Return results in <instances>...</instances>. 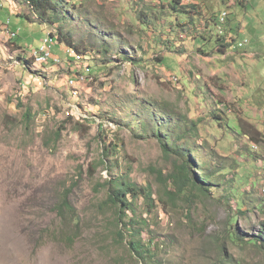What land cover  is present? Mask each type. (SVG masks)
Returning <instances> with one entry per match:
<instances>
[{
    "label": "rangeland",
    "instance_id": "obj_1",
    "mask_svg": "<svg viewBox=\"0 0 264 264\" xmlns=\"http://www.w3.org/2000/svg\"><path fill=\"white\" fill-rule=\"evenodd\" d=\"M74 1L88 17L77 15L73 1L66 0L63 26L74 32L79 48L89 50L81 49V54L58 46L57 39L46 50H53L56 61L48 65L46 59L38 62L42 52L35 50L45 47L48 35L56 36L62 26L39 24L24 0H0V264H141L129 238L117 242L119 211L105 202L118 181L151 187L156 199L173 192L166 179L178 161L163 154L155 130L144 131L164 104L185 115L188 123L196 121L200 134L210 133L219 147L220 158L211 157L210 146L206 154L197 151L200 170L207 159L210 167L226 169L220 189L207 197L193 198L187 190L174 201L167 197L165 204H155L152 213L143 199L136 200L135 212H126V220L133 218L141 229L134 240L149 242L142 217L154 231L161 258L178 263L196 261L201 252L214 261L233 222L245 234L241 237L258 236L264 206L259 213L241 216L236 191L245 194L257 184L250 197L245 194L248 207L251 199L264 197V169L256 163L257 158L264 160V140L253 149L241 135L238 118L264 126V106L259 107L264 104V0H194L192 5L201 6L202 12L195 23L184 15L173 21L161 3L149 4V20L141 21L128 0ZM2 5L10 15L3 14ZM224 11L230 12L232 28L224 27L222 36H236L237 41L225 55L215 51L216 44L203 54L200 49L212 33L222 31L224 19L218 15L227 16ZM20 14L32 16L35 23L28 21L27 28L1 20L12 17L17 24ZM12 30L26 40L25 49L12 39ZM115 37L121 39L119 45ZM245 39L249 44L238 48ZM195 86L201 87V96L208 93V109L225 103L219 107L229 115L224 125V116L214 120L206 107L202 111L204 107L196 106L203 102L194 97ZM27 110L34 117L28 124L23 117ZM112 144L119 145L118 153L105 159V148ZM192 170L199 174L197 167ZM230 195L236 196L228 203ZM66 199L75 208V224L65 222L70 212L62 219L56 209ZM227 257L233 264H264L261 249L250 244L228 241Z\"/></svg>",
    "mask_w": 264,
    "mask_h": 264
},
{
    "label": "trees",
    "instance_id": "obj_2",
    "mask_svg": "<svg viewBox=\"0 0 264 264\" xmlns=\"http://www.w3.org/2000/svg\"><path fill=\"white\" fill-rule=\"evenodd\" d=\"M26 3L29 4V7L36 16V20L39 24L42 26L47 27H58V24L61 22V19L59 17V9L64 4V0H25ZM129 4L133 7L136 12L139 13V19L141 21H148L150 12V8L153 7V2L148 0H128ZM161 8L166 9L169 11V17L173 21H177L182 15L187 16L189 21L192 23H195L199 20L201 12V6L199 5H192L196 4L194 0L187 4L184 0H160ZM235 4L233 1L228 2V4ZM187 4V5H184ZM128 5V3H127ZM192 5V6H189ZM243 5V1L241 3ZM129 6V5H128ZM2 9H5L2 7ZM6 12L3 14L10 15L9 10L5 9ZM65 11V8L63 9ZM61 13V14H66ZM226 12L227 16H224L222 13L218 15V18L224 19L222 26V33L220 32V35H215V33H212V39L209 43H204V48L200 49V52L208 53V51H211L212 44L218 45L217 49L215 50L220 55H225L227 53L226 50L232 46V44L236 43L237 37L224 35L223 28L225 27V30H231L229 28H232V21L230 18V12ZM0 16L2 17V13L0 12ZM16 20L17 24H14L13 18H5L1 19L5 21V24H11V25H26L30 26L31 23H35L32 16H26V15H17ZM15 22V23H16ZM90 24V21H88ZM218 26V24H217ZM237 28H241V24L237 26ZM22 29V28H20ZM218 29V28H217ZM233 30V29H232ZM22 32V31H21ZM20 32V33H21ZM12 39L15 40L17 38L20 49H25L26 40L22 38V35L19 34L18 31H13ZM242 34V33H241ZM74 32L70 33L69 30H67L64 26L59 27L58 34L55 36L52 34L51 38L53 39V42L58 39V46H65L68 48H73L76 52L82 53L81 49L89 50V47H83L80 48L75 44L74 42ZM91 38L93 36L91 35ZM210 40V38H209ZM247 40V39H245ZM244 40H239V42ZM42 44V43H41ZM215 45V46H216ZM58 49V48H57ZM241 49V48H240ZM36 52L40 51V48L35 50ZM71 51V49L69 50ZM51 52L53 54V50L51 49ZM93 52H96L95 49ZM85 53V52H83ZM108 53V50H107ZM46 55V53H44ZM22 61L27 63L29 61V65L33 64V60H27L26 58H22ZM34 60L36 61L35 57ZM82 60V59H79ZM56 62L53 59L48 60V65L51 63ZM109 60H105V63L108 65ZM26 66V65H24ZM27 67V66H26ZM201 88V87H200ZM202 98L205 100H202L203 107H206V112L212 113L211 108H207V104L209 101L208 93H205L202 95ZM221 103L223 101L221 100ZM263 103H260V108H262ZM178 112V111H177ZM176 110L171 107L169 104H164L163 107L159 108L158 113H152L151 116V122H147L144 125V131L149 133L150 131H156V135H158L160 140V145L162 147L163 154L166 157H174L178 161V166L176 167L175 171L170 174L166 180L170 181L173 186V192H165L164 194H160L159 198L154 197V192L151 187H142V188H136L132 184H126L125 182L120 183L118 181L116 184H114V187L111 189V192L109 194L108 200L105 202L106 205H112L119 211V223H118V231L114 232L116 235L117 242L125 243L129 238V245L130 250L132 253L135 254V256L138 257L141 264H191L189 262H173L169 260H165L164 258H161L159 253H156L155 249L151 247H145L142 242L139 240H134V237L136 234H139L141 232V229L137 228V222L132 218L129 220L127 219L126 212L131 211L132 213L136 210V204L135 201L139 199H143L147 208L149 209V212L152 213L154 209L155 204H165V198H169L171 201H174L176 197H182L187 192H192L193 198H204L207 197L210 193H212L209 190V186L217 187L220 185L219 181L217 180V177L219 173H222L225 168H222V166H214L212 164L211 168L207 167L205 168V172L202 174V180L198 177L197 174H193L192 167H197L195 161L197 159V151H200L202 153H205L207 150L208 145L212 147L211 150V157L216 158L222 157L219 155V147L214 144L210 140H208L209 134L207 133L202 136V131L200 130V127L198 124L191 120V122L186 121V116L183 114L177 113ZM215 119H219L220 116H218L216 113L213 114ZM24 120L27 122V124L30 122L31 119H33L32 112L30 110H27L24 113ZM240 120V127H241V135L244 137V139H248L250 143L257 144L261 143L264 140V126H259L258 124L254 123L253 121H250L238 116ZM252 120V119H251ZM155 125H150V124ZM264 124V122H263ZM164 131V132H162ZM163 133V136H160L159 134ZM201 132V134H200ZM60 136V134H58ZM173 137L175 139V142H182L185 146L184 148L176 147L173 142ZM207 141H205L206 139ZM204 141L205 144H200L199 141ZM218 143V141H217ZM216 143V144H217ZM119 145H110V147L105 148V154L104 158L110 159L114 153H118ZM246 151L251 156L253 151L251 146H246ZM258 159V158H257ZM256 159V160H257ZM104 161V160H103ZM115 164H118L119 162H114ZM234 185V183L232 184ZM233 188V186H232ZM238 198L244 201L243 203V210L246 209L247 201L245 198V194L250 197L254 192L252 190H246L245 194L240 192V190L236 191ZM69 192L67 193V195ZM236 195H230L229 197H226L227 201H231L232 197ZM128 197H131L128 198ZM133 199V200H132ZM252 204L258 205L260 204L257 209H260V206H264V197H259L257 200L251 199ZM56 209L59 213L60 218L65 219L66 215L70 212L71 218L68 221V223L75 224L73 222L76 221L77 215L75 214V208L70 204V202L66 199L62 201L59 205L56 206ZM247 211V210H245ZM125 217V218H124ZM140 222L145 224L146 227H148L147 221L144 220L142 217H140ZM236 222L231 223V230L228 231L227 237L224 239V245L221 248L222 251L227 250V242L230 241V243L238 245V246H245V245H254L261 249V251L264 254V222L260 225L259 235L253 236L252 239L247 240L245 237H241V235L245 236V234H242L240 230L235 226ZM152 233V232H151ZM260 241L262 243H260ZM249 243V244H247ZM204 257L207 260L206 264H229L227 259L221 260L218 262V260L215 258V260H211L212 258L209 255H204Z\"/></svg>",
    "mask_w": 264,
    "mask_h": 264
},
{
    "label": "clouds",
    "instance_id": "obj_3",
    "mask_svg": "<svg viewBox=\"0 0 264 264\" xmlns=\"http://www.w3.org/2000/svg\"><path fill=\"white\" fill-rule=\"evenodd\" d=\"M25 1V0H24ZM70 1H73V3L74 4H72V7H73V9H76V11H77V15H79V16H81L83 19L84 18H87L88 17V12L87 11H81V9H80V11H79V6H78V4L74 1V0H70ZM182 1V0H181ZM151 2H153V4H157V3H160V0H155V1H151ZM28 4V3H27ZM68 2H66V0H64V4H63V6H61V9L62 8H65V9H68L69 7H68ZM29 5V4H28ZM2 7H3V5H2ZM34 15V14H33ZM61 15L62 14H59V17H60V19H61V22L58 24V26H63L64 25V23H63V20H64V18H62L61 17ZM63 17H67V16H64L63 15ZM17 21H18V19H17ZM17 23V22H16ZM4 25H11L10 23L9 24H5L4 23ZM12 26V25H11ZM13 31V30H12ZM14 34V33H13ZM51 36H52V34L50 33L49 35H48V38H51ZM12 37V36H11ZM115 40H117V44H115V45H119L120 43H121V39L119 38V37H115ZM245 44L247 45V44H249V41L248 40H245ZM246 55H247V53H246ZM200 91H201V88L199 87L198 88V86H195L194 87V91H193V95H194V97L196 98V100H197V102L200 100L201 102H202V100L200 99V98H202V96L200 95ZM223 104H225V103H221L219 106H218V109L217 110H212L211 109V114L213 115V114H217L218 116H224L225 118H221L220 119V121H221V125H224V123H225V119L227 118V116H229L228 114H224L225 113V111H223V112H221V110L219 109V107L221 106V105H223ZM196 106L197 107H203V105H200L199 103H196ZM263 106H264V104H263ZM263 106H262V108H263ZM203 110H205V107H204V109L202 108V111ZM213 117H214V115H213ZM209 118H211V117H209ZM212 119H214V120H217V119H215V118H212ZM208 121V120H207ZM196 122V121H195ZM208 122H212V121H208ZM197 123V122H196ZM198 124V123H197ZM200 127H201V125H200ZM162 132H164V131H162ZM161 134V136H163V133H160ZM159 134V135H160ZM209 134V137H208V140H210L211 141V138H210V133H208ZM173 139H174V137H173ZM175 140V139H174ZM199 143L200 144H205V143H203L202 142V140L201 141H199ZM175 144V143H174ZM209 146V145H208ZM256 147H258V145L257 144H253V149H255ZM207 149H208V147H207ZM220 153H221V151H219ZM205 154H206V152H205ZM232 154V156H230V158H232V157H234L235 159H236V161L238 160V157H235L234 156V153H231ZM220 155V154H219ZM228 155H226L225 157H227ZM206 158H207V155H206ZM220 158V157H219ZM224 159H229V158H224ZM197 159H196V161H195V163H196V165H197V168H198V172H199V174H197L198 175V177L202 180V174L205 172V168H207V167H209V168H211L210 166H209V159H207V162H205V165H204V167L205 168H202L201 170H200V168L198 167V164H197ZM256 161V160H255ZM256 163H257V167L260 169V170H263L264 169V160L263 159H257V161H256ZM226 169V168H225ZM225 169L223 170V172L225 171ZM231 172V170L230 171H228V173H230ZM201 173V174H200ZM222 174L223 173H219V175H218V177H217V180L219 181V183H220V185L219 186H217V187H214V186H209V190L213 193V191L214 190H218V189H220V186L222 185V183H221V179H219L220 177H222ZM201 175V176H200ZM226 175V174H225ZM257 184H251V186H250V189L249 190H252L253 192H256L257 190ZM154 197H155V194H154ZM128 198H130V197H128ZM131 199V198H130ZM232 201V200H231ZM231 201H229L228 203H231ZM241 202H242V208H243V203H244V201L243 200H241ZM260 204H258V205H255V204H252L250 207H248V205H246L245 207H246V209L248 210V211H241L240 210V215L242 216V215H244L243 214V212H246L247 214L248 213H250L251 211H253V212H256V213H259L260 211H259V209H257V207L259 206ZM154 207H155V205H154ZM238 207V206H237ZM153 212V211H152ZM264 213V212H263ZM262 224V223H261ZM260 224V225H261ZM235 226L240 230V228L237 226V221H236V224H235ZM147 229H148V231H147V233H148V235H149V242L147 243V242H145V241H142V240H140L141 242H142V244L145 246V247H154V249H155V251H156V253H159L158 252V245L156 244V239H155V235H154V231L153 230H150V227L148 226L147 227ZM259 229H260V226H259ZM152 232V233H151ZM161 241H163V243L165 244V245H170L171 244V241H169V243L167 244L166 242H165V240H161ZM134 254V253H133ZM198 254H200V257L198 258V260H192V261H189V263H191V264H204L203 263V261H202V258H205L204 257V255H206V254H203L202 252L201 253H198ZM135 255V254H134ZM212 258V257H211ZM206 259V258H205ZM216 259L218 260V262L219 261H221V260H224V259H227V261H228V263L229 264H233L230 260H228V257H227V250H225V251H221V253L216 257Z\"/></svg>",
    "mask_w": 264,
    "mask_h": 264
},
{
    "label": "bare ground",
    "instance_id": "obj_4",
    "mask_svg": "<svg viewBox=\"0 0 264 264\" xmlns=\"http://www.w3.org/2000/svg\"><path fill=\"white\" fill-rule=\"evenodd\" d=\"M148 1H155V0H148ZM184 1H186L187 2V0H184ZM190 2H192V0H190ZM50 42H53V39L52 38H46L45 40H44V43L43 44H45V47H43V48H41L40 47V51H46V45H50L51 46V44H50ZM245 46V42L243 43V42H241V43H239L238 44V48H243ZM39 51V52H40ZM50 53H51V59H54L53 58V54H52V52H51V49H50ZM82 54V53H81ZM84 56V55H83ZM83 58H85V56L83 57ZM36 59V58H35ZM78 59H82L81 58V55H80V57H78ZM84 60V59H83ZM89 60V59H88ZM41 61H43L42 60V53H41V56H40V60L38 61V62H40L41 63ZM90 61V60H89ZM37 62V61H36ZM91 65V64H90ZM83 66V65H82ZM85 67H86V65H85ZM84 68V67H83ZM81 73V72H80ZM83 75V74H82ZM85 76V75H84ZM91 76V75H90ZM86 77H88V76H86ZM70 79V78H69ZM73 83L74 82H72V85H73Z\"/></svg>",
    "mask_w": 264,
    "mask_h": 264
},
{
    "label": "built area",
    "instance_id": "obj_5",
    "mask_svg": "<svg viewBox=\"0 0 264 264\" xmlns=\"http://www.w3.org/2000/svg\"><path fill=\"white\" fill-rule=\"evenodd\" d=\"M190 3V0H187V4ZM187 4H184V5H187ZM48 47H50V45H46V50L48 49ZM42 52V60L44 61L45 59L48 61L50 58H51V53H50V50L48 51H40ZM44 53H46V55H44Z\"/></svg>",
    "mask_w": 264,
    "mask_h": 264
}]
</instances>
